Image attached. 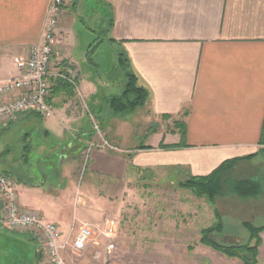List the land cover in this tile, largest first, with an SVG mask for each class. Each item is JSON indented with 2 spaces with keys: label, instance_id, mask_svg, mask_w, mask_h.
<instances>
[{
  "label": "crops",
  "instance_id": "0c3cea01",
  "mask_svg": "<svg viewBox=\"0 0 264 264\" xmlns=\"http://www.w3.org/2000/svg\"><path fill=\"white\" fill-rule=\"evenodd\" d=\"M52 1L0 0L1 79L18 75L14 60L27 58L30 48L39 42ZM101 1L111 23L109 41L129 59L138 86L149 92L144 109L156 121L164 123L152 135L158 139L157 144L144 145L152 149L137 150L132 157L125 154L130 166L180 168L190 176H204L225 161L264 150V0ZM81 4L82 0H68L54 48L55 63H62L77 79L76 90L54 81L52 104L57 109L53 117H58L59 122L52 123L47 130L58 139L68 133L74 121L83 119V105L86 106V100H96L101 87L91 75L82 73L72 54L78 39L75 28L82 20L78 17ZM73 101L71 110L67 106ZM111 113L114 119H120ZM164 116L170 119L166 121ZM175 122L185 125L186 147L161 149V144L181 142V135L170 131L176 130ZM58 126L62 130L56 129ZM85 131L80 129L77 141L66 149L79 152V147L85 145ZM119 136L113 134L118 144L121 143ZM104 158V165L112 170L121 165V160L126 162L116 155ZM59 170L55 183L47 180L39 187V184H19V202L22 207L39 212L46 221L58 224L64 240L72 244L70 238L76 232V222L91 220V217L67 210L71 185L66 179V170ZM260 202H264V196ZM1 209L0 201V264L9 258L8 249L13 241L17 261L14 264H45L33 234L5 228ZM261 212L264 213V208ZM84 225L90 226V223ZM69 227L74 228L71 233ZM104 231L106 236L113 237V230ZM260 237L258 264H264V231ZM144 245L111 243L101 248L92 243L82 253L75 254L85 256V262H90L91 256H101L102 264L108 260L110 264H151L150 253ZM110 246L113 250H128L107 257ZM70 251V257H76ZM172 253L169 258L167 254L160 258L159 264H231L209 251L202 259L195 257L196 251Z\"/></svg>",
  "mask_w": 264,
  "mask_h": 264
},
{
  "label": "rangeland",
  "instance_id": "374dc122",
  "mask_svg": "<svg viewBox=\"0 0 264 264\" xmlns=\"http://www.w3.org/2000/svg\"><path fill=\"white\" fill-rule=\"evenodd\" d=\"M108 16L103 1L82 0L78 10V17L82 20L78 21L74 32L78 39L72 54L82 73L91 75L101 86L96 100H86L83 119L74 121L62 139L52 133L47 137L45 135L52 123L59 122L58 117L46 120L35 115L21 114L18 121L0 125V175L13 174V159L27 145V150L31 151L28 161L34 164L30 178L39 184L46 183L47 180L55 183L58 170L65 169L66 179L71 185L67 210L71 214L79 212L84 217H91V220L76 222L77 233L71 236V240H75L81 226L90 223L92 235L89 244L95 243L101 248L111 243L118 246H126L131 242L145 244V251L150 253L151 264H159L160 258L162 260L165 254L169 258L175 251H196L195 257L200 259L209 251L226 263L242 264L239 260L233 261L202 245L200 240L204 229L217 225L216 213L222 217L224 230L217 236L211 235V238L220 243L240 244L247 240L249 233L243 227L245 222L254 226L264 225V213L261 212L264 202H260L264 196V150L249 158H240L225 175L230 181L249 179L259 182L262 195L245 199L226 188V194L217 197L213 204L205 198L195 196L190 190L179 187V183L185 182L189 176L183 169H139L130 166L125 156L135 154L139 146L156 145L158 139L152 135L162 129L164 123L149 116L144 108L125 117H118L120 119L112 117L105 98L121 94L125 89L126 77L119 65V48L109 41ZM54 105L56 111V104ZM67 108L73 110L74 101ZM57 115L56 113L55 116ZM95 126L99 128L100 134ZM82 128L86 129L83 137L85 145L79 147V152L67 150L70 143L77 141ZM56 129L62 130V126ZM117 133L120 135L119 144L113 137ZM25 134H28L27 140L23 141ZM103 139L119 150L99 147ZM113 155L124 158L126 162L121 160V165L118 168L112 166V170L104 165L103 157ZM40 163L43 164V169H40ZM73 229L70 228L69 233ZM105 229L110 232L113 230L115 236H106ZM110 232L108 233L112 234ZM37 244L42 260L47 264L41 245ZM127 250L108 249L107 257ZM83 251H78L77 254ZM70 252L76 257H70V253H66L68 264H102L101 256H91V261L85 262V256L75 254L73 249ZM8 253L9 258L4 259L3 264L17 262L14 241ZM107 264H110L109 260Z\"/></svg>",
  "mask_w": 264,
  "mask_h": 264
},
{
  "label": "built area",
  "instance_id": "2783aa9c",
  "mask_svg": "<svg viewBox=\"0 0 264 264\" xmlns=\"http://www.w3.org/2000/svg\"><path fill=\"white\" fill-rule=\"evenodd\" d=\"M67 3L68 0L52 1L39 42L30 48L27 58L14 60L18 75L0 78V125L15 121L19 115L26 113H34L42 119L53 117L54 81L65 82L77 89L75 76L66 71L62 63L59 65L54 61L58 29ZM95 127L100 134L99 128ZM99 147L118 150L104 139ZM18 187L15 178L0 175L1 219L5 228L31 232L41 245L47 264H68L65 254L70 249L76 252L85 250L92 235L90 226L83 225L70 244L64 240L58 224L48 222L39 212L21 206Z\"/></svg>",
  "mask_w": 264,
  "mask_h": 264
},
{
  "label": "trees",
  "instance_id": "16d2710c",
  "mask_svg": "<svg viewBox=\"0 0 264 264\" xmlns=\"http://www.w3.org/2000/svg\"><path fill=\"white\" fill-rule=\"evenodd\" d=\"M111 25V23H109ZM119 65L124 71V76L126 77L125 89L121 94H114L106 98L105 103L111 109L114 116L121 117L126 116L130 113L135 112L139 108H144L149 98V92L145 88L138 86L137 76L132 69L131 63L127 57H125L123 52H119ZM61 85H64L65 88L74 87L71 85L59 81ZM24 115L37 116L34 113H26ZM41 118V117H40ZM18 119V118H17ZM16 119V121H18ZM164 120H169L170 117L164 116ZM174 127L176 130H172L171 133L178 132L181 135V142L176 145H164L161 144V149H178L185 148V125L183 122H175ZM155 133V132H154ZM46 137L49 136L48 132H45ZM28 134H25L22 138L23 141L27 140ZM24 150L21 154L16 156L14 160V171L13 174L6 173V175L12 176L15 178L19 184H25L27 186H33L39 183H35L31 178L32 168L34 164L28 161V154L31 152L28 149V146L25 145ZM152 149L151 147L139 146V150ZM6 154V153H3ZM8 154V153H7ZM58 156L62 157L58 154ZM133 155L130 154L129 157ZM251 157V156H250ZM246 158H249L246 157ZM244 158V159H246ZM241 160L240 158L225 161L217 169L211 172L208 175L204 176H188V179L185 182L179 183L181 189L190 190L195 196L199 198H205L207 201L213 202L217 197H221L226 194V188L232 194H235L241 198H257L262 195V187L259 182L253 180H234L230 181L225 177L226 173L234 167V165ZM18 162H20L18 164ZM40 169H43V164L40 163ZM16 174V175H15ZM216 218L218 223L216 226L211 228L204 229L202 231V237L200 243L206 247L211 248L212 250L220 253L221 255L229 258L241 261L242 264H258V255L259 248L261 245V233L264 231L263 226H254L249 223H243V227L249 233V237L243 243L234 244V243H220L215 239L211 238V235L222 234L224 230V225L222 222V217L216 213ZM255 243L253 244V242Z\"/></svg>",
  "mask_w": 264,
  "mask_h": 264
},
{
  "label": "water",
  "instance_id": "95a60500",
  "mask_svg": "<svg viewBox=\"0 0 264 264\" xmlns=\"http://www.w3.org/2000/svg\"><path fill=\"white\" fill-rule=\"evenodd\" d=\"M44 185V183H41V184H39L37 187H39V186H43Z\"/></svg>",
  "mask_w": 264,
  "mask_h": 264
}]
</instances>
